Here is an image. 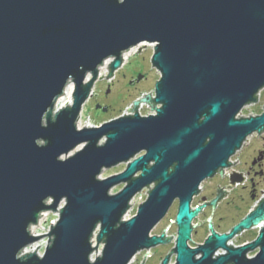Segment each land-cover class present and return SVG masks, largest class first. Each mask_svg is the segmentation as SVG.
<instances>
[{
	"label": "water",
	"instance_id": "1",
	"mask_svg": "<svg viewBox=\"0 0 264 264\" xmlns=\"http://www.w3.org/2000/svg\"><path fill=\"white\" fill-rule=\"evenodd\" d=\"M146 45L160 75L154 95L136 100L127 110L133 115L79 130L99 68L115 58L108 79L124 53ZM69 83L73 105L56 110ZM263 90L264 0H0V264H131L148 251L144 264L150 250L173 239L170 226L161 237L151 233L176 201L175 248L162 264L173 253L175 264H264V228L253 243L228 246L264 222V199L228 234L219 235L211 217V234L189 246L202 225L193 221L207 205L213 216L221 199L192 209L200 187L264 133V111L239 117ZM142 105L155 114L141 116ZM263 160L264 152L253 165ZM230 173L231 191L246 177ZM146 189L137 216L124 222ZM48 211L59 212L57 225L33 236ZM45 236L43 257L38 249L23 254ZM94 239L104 247L92 260Z\"/></svg>",
	"mask_w": 264,
	"mask_h": 264
},
{
	"label": "rangeland",
	"instance_id": "2",
	"mask_svg": "<svg viewBox=\"0 0 264 264\" xmlns=\"http://www.w3.org/2000/svg\"><path fill=\"white\" fill-rule=\"evenodd\" d=\"M131 51L132 54L129 55V59L127 62L124 61L126 55H128ZM154 54V49L150 45L142 46L140 48L132 49L127 53L123 54V62L120 67V70L113 73L112 77H108L109 70L103 73H99V80L94 84L91 96L89 100L85 103L83 110L81 112V116L76 124L79 130L86 128H100L103 124L108 123L112 120L118 119L125 115H133L128 109H131L133 103L140 98H143L145 95L154 94L155 86L157 81L160 79V75L157 70L152 66V57ZM105 61L104 64H106ZM103 64V65H104ZM143 76L144 78L138 82L136 80L138 77ZM102 78V79H100ZM92 78L89 76V81ZM87 81L86 83H88ZM130 81L135 82V85H129ZM69 85L73 87V94L75 91V85L73 83H69L66 90H68ZM64 93V94H65ZM101 106L102 108H107V112L104 113L102 109L97 110V106ZM264 111V90L260 93L258 97L257 103L247 106L243 109L240 114V118H250L260 116ZM138 113L145 117L148 115H154L155 112L151 111V108L148 105H142L140 110L138 109ZM91 125V127H88ZM258 136V137H257ZM257 137V138H256ZM248 142L245 143L243 148L232 158V162L235 165H232L230 169L227 170L228 176L227 180L231 177V171H235L236 173H243L246 177L248 173V168L253 159H257L264 152V133L262 135L254 134L249 137ZM259 155V156H258ZM125 165L110 169L103 170L100 178L107 179L114 175H117L125 170ZM264 172V167H263ZM247 178V177H246ZM227 182H225L226 184ZM225 185L224 182L218 178V176L214 177L211 180L206 181L200 187V194L196 196L192 202V209H196L199 206L205 205V203H209L217 198L216 193L218 190V186ZM255 191L256 198L255 200H250L251 191L246 188L235 189L232 194H228L229 197L223 202H218L217 207L214 210L213 216V207L211 205H207L206 208H203L202 212L199 214L198 218L193 221V225L199 224V221L202 225L193 232V240L189 243L191 248H197L198 245H202L206 238L211 234V230H209L210 221H208L212 217V227L218 233L227 232L233 229L236 221L246 217L251 211H254L256 207V202L264 197V182L263 181H255ZM152 188L154 186H151ZM124 185H121L115 188L111 194H118ZM148 189H146L141 195L135 197V199L131 203V208L129 209L127 215L123 218L124 222L130 221L132 218L137 216V211L140 205L146 202L148 198ZM206 199L204 202L203 199ZM52 201L47 202L48 204H52ZM64 201L61 202L57 211H60L64 206ZM220 204V205H219ZM178 201H176L171 209L169 210L165 219L153 230L151 233V237L158 236L161 237L164 234V231L169 227L166 232V237L174 236L170 243L158 246L149 251L151 256H146V261L144 264H162L164 259L170 254V252L175 248L176 237H177V226L175 224L176 216L178 212ZM49 217L41 221L38 225L37 230H33L34 236L39 237L43 235H47L51 232V226H56L59 219V212L48 211L46 212ZM58 220V221H57ZM172 220V222H171ZM208 221V222H206ZM54 223V224H51ZM260 225H264L262 222ZM264 228V227H263ZM31 230V229H30ZM262 228L258 226H253L251 229L242 232L237 235L233 240L228 242V246L233 244L234 248L243 247L253 243L261 233ZM49 232V233H48ZM47 237H43L40 241L34 243L36 246H44L47 242ZM95 242V240H94ZM96 244V243H95ZM33 245L29 246L24 250V255L31 253V248ZM99 246V245H98ZM97 247V244L95 245ZM103 250V246L98 248V252L93 254V257L101 256ZM45 250L42 249L36 254L42 255ZM34 252H32L33 254ZM258 250L254 253H249L247 258L252 259L256 256ZM148 254V251L140 252L132 261L131 264H142L144 261V256ZM223 254V251H219L215 256ZM93 259V260H94ZM176 255L173 253L170 256L169 264H175Z\"/></svg>",
	"mask_w": 264,
	"mask_h": 264
},
{
	"label": "flooded vegetation",
	"instance_id": "3",
	"mask_svg": "<svg viewBox=\"0 0 264 264\" xmlns=\"http://www.w3.org/2000/svg\"><path fill=\"white\" fill-rule=\"evenodd\" d=\"M136 82H138V81L136 80ZM129 83H130L129 85H131V86L135 85V82H133V81H130ZM254 161H258V158L257 159L255 158L251 161V163H250L251 166H249V168H248V173L246 175L247 180L245 181V183L243 185H237V187L235 188L236 190L239 188L250 189V191H251V195H250L251 199L250 200L251 201H252V197H255V198L257 197L256 194H254V193H256V191L254 189V187L256 185L255 181H263L264 182V175L263 176L261 175V172H263L264 160L257 162L256 165H253ZM263 174H264V172H263ZM217 176H218V178H220V180L222 182H224V184H225V182H227L225 185L222 184L220 187H218V190L216 193V196L221 197L219 202H223L224 200H226L229 197L228 194H230V193L232 194V192L235 191V189L231 190V191L228 190L229 180L226 179V177H227L226 175H223V176L217 175ZM255 198H254V200H255ZM244 218L236 221L233 227H235L238 223H240ZM231 230H229L227 232H223V233H218V232L217 233L219 235L228 234Z\"/></svg>",
	"mask_w": 264,
	"mask_h": 264
},
{
	"label": "bare ground",
	"instance_id": "4",
	"mask_svg": "<svg viewBox=\"0 0 264 264\" xmlns=\"http://www.w3.org/2000/svg\"><path fill=\"white\" fill-rule=\"evenodd\" d=\"M150 46H152V45H150ZM153 47V46H152ZM132 52L133 51H131L128 55H126V57H125V59H124V61L125 62H127L128 61V59H129V55H131L132 54ZM109 60V62H106V64H104L103 66H101L100 68H99V73H101L102 74V76H103V73L105 74V72H107L108 71V67H109V65L112 63V62H114V60H115V58H110V59H108ZM118 70H120V69H118ZM117 70V71H118ZM87 81H89V77H87ZM73 86L72 85H69V88H68V90L66 91V93H65V95H63L61 98H59L58 99V101H57V103H56V110H60V109H63V108H66L68 105L71 107L72 105H73V88H72ZM139 110H140V108H139ZM88 127H91V125H88ZM92 128V127H91ZM80 149V148H79ZM78 149V150H79ZM100 180H104V179H102V178H100ZM247 180V179H246ZM40 218H41V216H40ZM39 218V219H40ZM43 218V217H42ZM39 221V220H38ZM33 230L35 229L36 230V228H32ZM94 240H95V242H94ZM93 240V247H95V245L97 244V241H96V239H94ZM96 243V244H95ZM98 245V244H97ZM36 245H34V247H35ZM103 246V244H100L99 246H98V248H100V247H102ZM104 247V246H103ZM27 249V248H26ZM96 252V251H95ZM32 253V252H31ZM45 253V252H44ZM40 257H43V256H40ZM96 258V257H95ZM94 259V257L92 256V260ZM95 260V259H94ZM133 262V261H132ZM131 262V263H132Z\"/></svg>",
	"mask_w": 264,
	"mask_h": 264
},
{
	"label": "built area",
	"instance_id": "5",
	"mask_svg": "<svg viewBox=\"0 0 264 264\" xmlns=\"http://www.w3.org/2000/svg\"><path fill=\"white\" fill-rule=\"evenodd\" d=\"M108 61V60H107ZM154 95V94H153ZM260 96V95H259ZM231 163H233L232 162V159H231ZM230 169V168H229ZM228 170V169H227ZM227 170H225V173H227ZM225 175V174H224ZM227 176H228V174H226ZM264 199V197H262L260 200H258L257 202H256V207L258 206V204H259V202L260 201H262ZM43 217V218H42ZM47 217H49V215L46 213V212H44V213H42L41 214V218L39 219V221H38V224L36 225V226H32L31 227V234L34 236V232L37 230V228L36 227H38V225H39V223L41 222V221H43L44 219H46ZM58 221V220H57ZM51 224H54V223H51ZM52 227V226H51ZM258 227H260V228H263L264 227V225L262 226V225H259ZM32 228H36V230L33 232V229ZM49 233V232H48ZM48 235V234H47ZM47 237V236H46ZM48 242H49V239H47V242L45 243V245L44 246H35L34 247V245L35 244H33V246H32V248H31V251L32 252H35L37 249H38V253L40 252V251H42V249L43 250H46V248H47V246H48ZM230 246H233V244H230ZM39 247V248H38ZM233 247H235V246H233ZM45 252V251H44ZM44 254V253H43ZM43 254L42 255H39V256H43Z\"/></svg>",
	"mask_w": 264,
	"mask_h": 264
}]
</instances>
